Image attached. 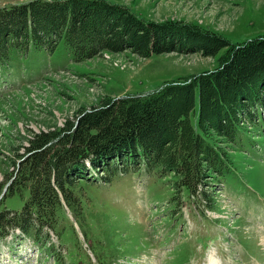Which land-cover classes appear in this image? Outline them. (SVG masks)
Returning a JSON list of instances; mask_svg holds the SVG:
<instances>
[{"label": "rangeland", "instance_id": "obj_1", "mask_svg": "<svg viewBox=\"0 0 264 264\" xmlns=\"http://www.w3.org/2000/svg\"><path fill=\"white\" fill-rule=\"evenodd\" d=\"M26 1L0 0V7ZM108 1L148 20L193 24L232 43L264 33V0ZM222 53L142 57L105 50L75 61L64 41L53 52L33 45L14 51L7 65L0 64V186L8 192L17 148L33 134L64 127L105 98L147 94L212 71ZM258 111V125L247 126L239 145L229 146L232 166L216 183L213 209L186 197V189L184 198L174 197L171 178L144 167L116 171L108 183L93 172L95 179L77 186L83 222L65 206L44 243L19 229L0 236V264H264V106ZM25 200L0 194V211L21 210Z\"/></svg>", "mask_w": 264, "mask_h": 264}, {"label": "trees", "instance_id": "obj_2", "mask_svg": "<svg viewBox=\"0 0 264 264\" xmlns=\"http://www.w3.org/2000/svg\"><path fill=\"white\" fill-rule=\"evenodd\" d=\"M61 41L75 61L105 50L142 57L223 53L212 71L171 80L147 94L105 98L64 127L33 134L17 148V175L8 192L0 186L4 197L26 195L21 210L0 211V236L19 229L44 243L65 206L83 222L77 186L95 179L93 172L108 183L116 171L144 167L170 177L174 197L184 198L186 189V197L213 209L216 183L232 166L229 146L239 145L247 126L258 125L264 106V33L232 43L190 23L145 19L108 0H28L0 7L1 65L14 51L25 53L33 45L53 52Z\"/></svg>", "mask_w": 264, "mask_h": 264}, {"label": "water", "instance_id": "obj_3", "mask_svg": "<svg viewBox=\"0 0 264 264\" xmlns=\"http://www.w3.org/2000/svg\"><path fill=\"white\" fill-rule=\"evenodd\" d=\"M5 192H6V189H4L3 193H5Z\"/></svg>", "mask_w": 264, "mask_h": 264}, {"label": "bare ground", "instance_id": "obj_4", "mask_svg": "<svg viewBox=\"0 0 264 264\" xmlns=\"http://www.w3.org/2000/svg\"><path fill=\"white\" fill-rule=\"evenodd\" d=\"M263 241H264V236H263Z\"/></svg>", "mask_w": 264, "mask_h": 264}]
</instances>
